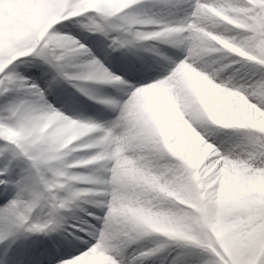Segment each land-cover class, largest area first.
Wrapping results in <instances>:
<instances>
[{
	"label": "snow or ice",
	"instance_id": "obj_1",
	"mask_svg": "<svg viewBox=\"0 0 264 264\" xmlns=\"http://www.w3.org/2000/svg\"><path fill=\"white\" fill-rule=\"evenodd\" d=\"M0 264H264V0H0Z\"/></svg>",
	"mask_w": 264,
	"mask_h": 264
}]
</instances>
